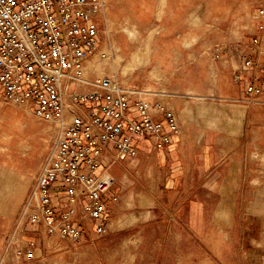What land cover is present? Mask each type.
I'll return each mask as SVG.
<instances>
[{"label":"rangeland","instance_id":"obj_1","mask_svg":"<svg viewBox=\"0 0 264 264\" xmlns=\"http://www.w3.org/2000/svg\"><path fill=\"white\" fill-rule=\"evenodd\" d=\"M109 2L114 5V16L134 14L157 26L120 28L112 20L110 37L101 39L102 52L86 72L115 76L124 83L133 78L146 87L164 90L175 85L184 88L188 83L199 90L208 78L211 88L227 83V70L239 65L231 49L240 45L246 51L258 33L255 16L264 4V0ZM192 9V28L182 30L185 13ZM187 36L191 44L181 49L180 42ZM223 47H228L226 53H220ZM191 116L193 111L185 108L182 117ZM224 125L217 135L228 133L230 127ZM256 130L262 139L256 154L249 158L244 152V172L231 175L232 180L240 179L238 189L229 179L223 190L220 181L206 188L201 175L171 174V162L157 164L159 161L150 160L157 151L145 148L140 152L146 160L144 166L137 164L138 158L128 161L134 162L130 182L122 185L117 179L114 189L121 199L112 202L110 225L102 233L95 232L91 221L83 220L78 240L41 236L27 226L21 233L17 220L55 130L38 120L31 109L8 103L0 93V264H264V126ZM200 143L197 138L189 143L192 153L196 152L195 164ZM123 160L116 164H124ZM152 168H157L155 173ZM225 176L213 175L215 179ZM131 191L132 204H123ZM223 202L228 205L218 212ZM129 213L138 217L119 223ZM21 235L33 238L34 254L19 252Z\"/></svg>","mask_w":264,"mask_h":264},{"label":"built area","instance_id":"obj_2","mask_svg":"<svg viewBox=\"0 0 264 264\" xmlns=\"http://www.w3.org/2000/svg\"><path fill=\"white\" fill-rule=\"evenodd\" d=\"M104 8L105 0H0L2 97L55 130L17 220L21 233L27 226L41 236L78 240L83 220L102 233V195L115 184L103 169L105 156L113 163L134 159L137 136L151 137L152 150L163 151L181 132L180 115L166 103L143 99L115 76L85 71L100 52L96 19ZM255 19L258 33L246 51L231 49L239 61L234 78L246 83L243 101L249 105L264 104V4ZM131 106L137 121L128 117ZM20 240L19 252L34 254V242L23 235Z\"/></svg>","mask_w":264,"mask_h":264},{"label":"crops","instance_id":"obj_3","mask_svg":"<svg viewBox=\"0 0 264 264\" xmlns=\"http://www.w3.org/2000/svg\"><path fill=\"white\" fill-rule=\"evenodd\" d=\"M109 1L110 0H106L107 5L105 10L96 19L101 31V39L104 37L108 39L110 37L109 23L114 19H116V23L120 28H122V25H125L138 30H146L157 26L155 25L156 22L153 21L146 23L144 21L142 22L140 16H135L134 14L114 16L111 13L112 10H114V5L110 4ZM192 14L193 9L189 10V12L186 11L184 22L181 27L182 30L192 28ZM159 28L162 27L159 26ZM188 38L189 36L182 38V41L180 42L181 49L189 48L186 47V44H191ZM179 52V50H176L178 55L180 54ZM227 71L228 74L224 76V78H227V83H219L218 86L211 88L208 78L199 90L195 89L192 85H189V83L184 88L180 85H175L169 90H164L153 87L152 85H150L151 87H146V85L140 82V80L135 82L133 78L127 81V84L130 86L137 84V89L141 91L140 96L143 99L149 102L155 100L164 101L180 115L181 133L172 137L171 143L166 150L155 152L156 157H150V160H156L159 161L157 164H162L163 161H167L168 159L171 162V168L169 171L171 174L173 172L181 173L182 171V173L186 175H201L202 183L206 188H212L214 185L219 184L220 181L221 184L219 187L223 190L226 189V181L228 179L229 184L234 183V185H231L234 186L235 189L239 188L240 179H236L235 177V180H232L231 175L242 174L244 172L246 167L243 164V153L245 152V155L249 153V158H252V156L256 154L255 151L257 150L258 142L262 140L259 139V131L256 130V128L260 125L264 126V104H246L243 101L245 97L246 83L244 81H235V69L229 67ZM126 72H128V70ZM135 85L133 87H136ZM0 93L2 94L1 90ZM228 105L233 107H228ZM187 107L193 111V117L191 116V118L185 119L182 117V114ZM217 114L219 116H217ZM128 117L134 121L139 120L137 109L134 106L129 107ZM154 119L155 121L164 122L161 115H156ZM225 123L230 127L227 130L228 133L217 135L215 132L222 129V126H225ZM193 138H197V140L201 141L198 147L200 151L196 155V158L199 159V161L196 162L197 164L193 162L196 152L192 153V150L189 148V143L191 141L193 142ZM231 142H233V145L230 144ZM134 143L138 149V155L134 160L138 158L137 164L144 166L146 160L140 152L145 148L152 150L153 139L151 137L137 136L134 138ZM122 159H124V164L120 163L118 165L112 162L110 155L105 156L106 166L103 169L106 174H110L115 179V184L104 195H102L103 201L107 204V211L104 220L99 221V223H102L105 226L110 225V213L111 209L114 208V206L111 205L112 202L115 201L113 199L116 198V201H120L121 199L119 195L120 192L114 189L116 188L114 186L118 181L117 179L121 181L120 183H122V185L127 184V182L129 183L130 180L128 175L130 174L131 168L134 167V162H128L129 158L123 157ZM148 169L147 171H150L149 167ZM153 169L154 168L151 169L152 172L157 168ZM215 174H223L226 176L215 179L213 177ZM169 180L172 182V185H170L172 187L174 183L173 179L171 178ZM211 183H213V186H211ZM133 195V191H131L127 195V200L122 201L123 204H126L128 201V204L131 205L132 202L130 201L134 198ZM226 205L228 204L223 202L220 205L218 212L224 211ZM134 215V213L124 214L123 217L120 218L119 223L133 220L131 218H133L132 216ZM137 217L135 218L137 219ZM27 229L31 231L36 230L33 227H28ZM30 237L31 236L24 235V239L29 241L33 239Z\"/></svg>","mask_w":264,"mask_h":264},{"label":"bare ground","instance_id":"obj_4","mask_svg":"<svg viewBox=\"0 0 264 264\" xmlns=\"http://www.w3.org/2000/svg\"><path fill=\"white\" fill-rule=\"evenodd\" d=\"M101 52H102V51L100 50V52H99L98 54H101ZM102 56H104V54H103ZM99 57H100V56H99ZM104 57H105V56H104ZM85 71H87V70L85 69Z\"/></svg>","mask_w":264,"mask_h":264}]
</instances>
